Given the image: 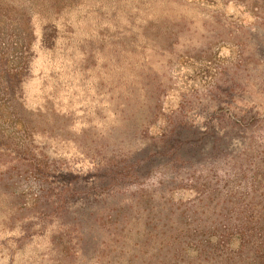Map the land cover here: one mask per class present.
<instances>
[{"label": "rangeland", "instance_id": "rangeland-1", "mask_svg": "<svg viewBox=\"0 0 264 264\" xmlns=\"http://www.w3.org/2000/svg\"><path fill=\"white\" fill-rule=\"evenodd\" d=\"M6 1L15 67L34 3ZM58 5L29 23L55 54L0 78V264L227 261L240 219L264 242V0Z\"/></svg>", "mask_w": 264, "mask_h": 264}, {"label": "trees", "instance_id": "trees-1", "mask_svg": "<svg viewBox=\"0 0 264 264\" xmlns=\"http://www.w3.org/2000/svg\"><path fill=\"white\" fill-rule=\"evenodd\" d=\"M60 0H28V2L34 3V7H32L30 3V9L34 12H28V10L22 11L23 13L19 15L18 18L14 20V24L17 26L16 28L19 30V33L23 35L21 39V43H19V51H17L16 57H13V62L16 60L17 65L15 67H9L8 60L11 57L10 53L8 52V45L4 46L5 44L2 43L3 48L0 50V78L3 79L4 83L7 85L6 87H12V84H16L31 72V59L33 55H37L39 50L47 49L52 55L55 54L54 49V37L51 33L44 31L40 36L39 40L36 43L32 42V30L30 28V19H32L37 15L39 18L52 17L53 21L57 19L55 16L57 11L59 10L58 2ZM11 7L6 0H0V9ZM52 10L54 12H52ZM7 12H11L9 9H6ZM51 12V14H50ZM36 13V14H35ZM32 14V15H31ZM177 152V149L173 148V154ZM178 158V156H177ZM113 165L104 166V177L106 178V182L112 183L117 182L115 180ZM97 168V167H96ZM102 171V170H101ZM65 175H68L65 173ZM261 227H264V222L259 221L258 223ZM230 223L226 225L227 228L230 229ZM233 229L239 235L238 239L240 240V245L236 251L232 252L231 259L227 261H222L218 255L215 254V248H207L208 250L205 253L204 258H197L194 261H191V264H231V262H235L236 264H261L264 259V242L258 244H251L250 245V236H252L253 227H250V220L240 219L233 224ZM96 238V237H95ZM223 238H225L222 234L216 237V246L221 245L223 242ZM224 244V243H223ZM262 244V246H261ZM103 259L105 255L101 254ZM169 261L172 262L171 264H182L179 261L178 255H173L172 258H169ZM204 262V263H203ZM99 264H103L101 261ZM190 264V263H186Z\"/></svg>", "mask_w": 264, "mask_h": 264}]
</instances>
